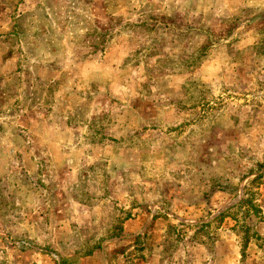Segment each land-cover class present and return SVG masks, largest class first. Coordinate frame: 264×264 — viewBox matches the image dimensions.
<instances>
[{
    "label": "rangeland",
    "instance_id": "obj_1",
    "mask_svg": "<svg viewBox=\"0 0 264 264\" xmlns=\"http://www.w3.org/2000/svg\"><path fill=\"white\" fill-rule=\"evenodd\" d=\"M0 264H264V0H0Z\"/></svg>",
    "mask_w": 264,
    "mask_h": 264
}]
</instances>
